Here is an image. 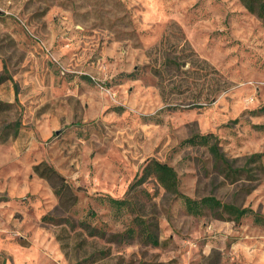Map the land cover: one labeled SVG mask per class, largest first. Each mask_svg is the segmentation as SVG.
Returning <instances> with one entry per match:
<instances>
[{"label":"rangeland","instance_id":"rangeland-1","mask_svg":"<svg viewBox=\"0 0 264 264\" xmlns=\"http://www.w3.org/2000/svg\"><path fill=\"white\" fill-rule=\"evenodd\" d=\"M173 21L196 53L188 72L172 69L160 84L154 67L186 60L173 38L156 49ZM4 70L0 264H264V226L253 216L189 214L154 177L138 202L158 222L160 245L91 237L79 224L94 210L92 223L108 235L133 226V214L117 218L97 197H125L150 158L175 167L182 193L264 217V170L251 164L254 179L231 182L206 147L183 142L214 132L238 164L262 153L264 165V23L241 0H0ZM17 120L15 135L8 127ZM40 162L70 184L71 212L34 171ZM44 215H69L75 229Z\"/></svg>","mask_w":264,"mask_h":264},{"label":"trees","instance_id":"trees-1","mask_svg":"<svg viewBox=\"0 0 264 264\" xmlns=\"http://www.w3.org/2000/svg\"><path fill=\"white\" fill-rule=\"evenodd\" d=\"M242 4L247 8L249 12L255 14L264 23V0H241ZM171 25L176 28L173 33L169 31L166 32L161 42L156 45V49L163 48V45L172 42L175 45L181 44L183 52L181 54L186 56V60L181 62L179 58L181 55H175L173 57L168 56L164 61V64L160 67H154L153 72L160 79L159 83L163 84L167 79L175 78L174 73H169L168 71L175 69L174 71H181L182 66L185 61H188V56L190 54L196 53V51L191 46L189 40L187 39L185 33L182 31L180 25L176 22H171ZM186 46L188 51H186ZM188 52V53H186ZM210 68L214 67L209 65ZM185 73L188 72V68L182 70ZM208 72V70H206ZM9 78L7 71L0 73V84ZM88 80L91 77L86 76ZM165 88V87H164ZM217 91V90H216ZM216 95V92H215ZM4 103H0V110L2 109ZM8 128H13L14 134H18L20 128V121H15ZM184 143L190 145L204 146L208 149L213 160V166L218 173L223 175V177L231 182H237L242 179L252 180L255 178L253 171L255 168L257 170H264V165L262 163V153H254L250 155L245 161L244 165L238 164L237 159H231L222 150L219 138L214 132L206 133H193L188 138H186ZM251 164H256L255 168L252 169ZM34 171L42 178H45L54 189V192L58 196L59 206L68 212H71V206L77 201L75 194L72 191L70 184L66 181L64 175L60 173L55 167L48 164L47 162H40L34 166ZM154 177L159 185L171 195L180 198L185 204L186 210L189 214L200 216L206 212V210L211 211L217 216L224 217L227 216L228 219L240 222L244 216H253L254 221L257 224L264 226V217L249 207H240L233 203L223 202L221 199L214 195H207L201 198L190 197L180 190V180L178 172L175 167L168 162L161 161L156 158H150L147 160L146 164L142 168L141 172L138 173L135 180L130 185V188L123 198H116L112 196H99L100 202L106 203L110 209L113 211L117 218L123 216L125 213L133 214L132 224L133 226L128 227L123 233H111L108 235L107 229L103 226L94 225L92 219L96 218L97 213L94 210H89L87 218L81 219L79 224L81 228L87 232L91 237H99L103 239H109L112 241L123 240L126 237H134L139 235L145 243L158 246L161 244L159 236V224L154 219V217H147L143 212L140 211L139 200L144 195L149 196L148 191L139 189L149 178ZM132 196H131V192ZM130 194V195H129ZM136 197V199H135ZM143 208V207H142ZM44 220H54L57 224L66 223L70 228L75 229V221L71 216L64 217L63 219H57L55 217H49L48 215L43 216ZM108 237V238H107Z\"/></svg>","mask_w":264,"mask_h":264}]
</instances>
